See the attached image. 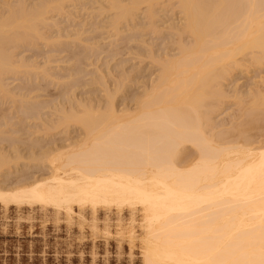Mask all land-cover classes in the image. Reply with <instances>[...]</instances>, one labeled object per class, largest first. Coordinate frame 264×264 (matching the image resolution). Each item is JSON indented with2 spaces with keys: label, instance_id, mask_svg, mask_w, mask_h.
I'll return each instance as SVG.
<instances>
[{
  "label": "bare ground",
  "instance_id": "obj_1",
  "mask_svg": "<svg viewBox=\"0 0 264 264\" xmlns=\"http://www.w3.org/2000/svg\"><path fill=\"white\" fill-rule=\"evenodd\" d=\"M62 1H47L49 4L32 8L25 1L20 6L8 2L6 11H0L3 101L18 97L4 84L6 75L16 73L15 77L24 71L55 77L47 66L15 60L14 51L22 44H34L32 39L45 38L40 25L51 19L48 15L52 10L64 9ZM106 1L109 9L116 10L113 26L119 34L117 24L133 18L144 3L148 4L152 19L153 5L158 0ZM178 2L185 16L183 31L193 41L181 43L177 54L156 60L159 74L134 97L135 108H129L128 104L125 107L124 103L125 108L118 111L114 104V93L121 87L120 91L125 89L120 83L126 76L118 79L119 86L115 82L114 87H118L114 93L109 88L105 92L108 102L104 108L101 104L95 107L91 101L79 103L80 109L74 108L76 105L70 109L63 107L58 122L45 121L36 130L50 136L74 125L83 134L77 142L59 145L51 141L44 145L40 138L34 142L28 139L32 145L24 142L29 154L25 157L24 149L17 145L24 139L21 135L29 134L30 130L17 122L20 127L4 131L16 133V139L20 140L12 142L16 146L10 144L16 147L15 156L1 144L0 171L12 161L25 158L36 162L34 166L26 165L27 169L38 167L35 174L43 169L47 172L29 175L24 170L11 184H0V203L6 208L39 206L53 209L56 214L62 210L71 213L75 207L80 212L89 208L93 213L99 207L128 206L135 210L139 207L148 227L141 246L144 264H264V147L250 141L252 129L241 130L236 126V133L226 131L230 134L224 132L219 137L210 136L205 129L208 121L211 124L210 114L218 105L216 101L224 94L220 80L241 61L264 62V0ZM41 84L37 82L35 88L28 89L29 93L45 90ZM23 97L24 101L28 98L26 94ZM37 103L40 105L36 102V106ZM15 110L17 114L22 111ZM244 113L247 124L264 122V87L253 93ZM3 114L4 110H0V117Z\"/></svg>",
  "mask_w": 264,
  "mask_h": 264
},
{
  "label": "rangeland",
  "instance_id": "obj_2",
  "mask_svg": "<svg viewBox=\"0 0 264 264\" xmlns=\"http://www.w3.org/2000/svg\"><path fill=\"white\" fill-rule=\"evenodd\" d=\"M24 1L28 7L30 6L29 8H32V6H41L53 0H0V11H6L7 5L9 7L8 2L10 5L20 6L19 4ZM63 1L64 9L52 10L48 15L51 19L45 25H40V32L45 38L32 39L34 44H22L24 46L21 45L14 51L15 60L20 62L25 60L28 63L31 61L34 62L33 64H37L36 66H47V70L52 71L50 73H53L55 77L50 76L53 79L49 76L44 77V74L42 73V76L39 72H37L39 74L36 73V76L35 72H31L32 79L30 74H24L23 71L20 74L18 72L15 77L16 73L6 75L4 79L7 88L18 95L15 98L17 101L13 103L14 98L13 100L7 97L8 99L3 101L2 93L0 94V100H2L0 103L3 102V105L0 104V110H4V113L7 114L6 118L5 114H3V118L0 117V124H2L0 130H3L2 133L0 131V148L4 143L3 147L13 156L17 155V151L16 147L13 148L16 145L12 142L20 140L18 137L21 136L25 141L21 138L22 142L19 143H29L28 146L31 141L37 140V138H40L39 142H43L44 145L51 141L59 145L77 142L81 138L79 135L82 134V131L74 125L68 129L63 128L62 131L56 130L49 134L50 136H44V132L41 134L36 130L45 121L47 124L58 122L62 116L63 107L70 109L76 105L74 108H77L80 106L79 103H90L91 101L90 104L94 103L95 107L98 108L101 104V107L104 108L108 102L105 92L108 88L113 92L123 77L127 76L125 80L123 79L126 86L121 80L120 87L122 84L125 89L120 91L121 87L118 89L119 93L113 92L116 95L115 98L113 97V100H116L114 101L115 107L119 109L118 111L127 104L129 108L130 106L131 109L135 108L134 97L144 91L145 85H150L152 79H155L159 74L160 65L157 62L159 57L175 55L178 53L181 43L189 44L193 41L192 36L183 31L185 16L180 9L178 0L156 1L157 3L155 2L153 5L155 16L152 19L148 15V4L140 5L133 18L121 20V23L117 24L120 25L117 30L119 34L115 33L116 30L113 26L116 10L109 9L110 6L106 0ZM129 1L124 0V3H129ZM103 5L105 6L103 7ZM57 38L58 40L62 39L58 41ZM43 39L50 42L47 43ZM47 61H50L49 64ZM240 63L242 64H239L237 68L220 80V85L222 84L220 88L224 94L219 98V101L218 97H215L217 101H212H216L218 105L213 108L214 110L210 114L211 124L208 121L205 129L210 136L212 134L213 136L223 135L226 131L236 133L238 129H252L249 132V135L252 136L250 141L255 146L264 147V122L247 124L248 117L244 113V108L253 97V93L255 94V91L264 87V62L250 61V64L241 61ZM72 69H74L73 75L71 74ZM55 72L61 75L58 76ZM68 74H71L72 77H69ZM103 76L105 77L103 78ZM60 78L61 80H58ZM37 82L42 83L41 87L44 86L45 90L36 88L39 91L34 90L35 92L29 93L28 89L35 88ZM115 82H117V87H114L116 86ZM46 91H49V94ZM25 94L28 97H25L26 102L23 97ZM18 100L20 101L18 102ZM36 102H39L40 105L37 103L36 106ZM15 108H18V111L20 108L22 111L17 114ZM31 108H34V111ZM14 110L16 114L13 113ZM59 111L61 114L58 113ZM30 112L35 114L32 115L33 118L29 115ZM17 115L21 118L18 119ZM17 122L21 123L20 126L24 123L30 130L29 134L26 133L27 135L19 136L18 134V139L15 137L16 133L12 135L4 132L8 129L13 130L15 126L16 128L20 127ZM236 126L238 129L234 128ZM233 128L236 131L232 130ZM22 133L24 132H20V134ZM226 134L229 135L227 132ZM1 139L5 141L2 142ZM26 139L31 141L26 142ZM19 143L18 148H23L22 153L27 157L29 155L26 149L27 145L22 146ZM220 143L222 144V142ZM190 150L189 152L193 151ZM35 163L25 158L18 162L12 161L1 169L0 184H11L21 176L24 170L29 175L47 172L46 169H43L35 174L38 167L27 169L29 166H34ZM133 209L128 206L122 208L99 207L93 213L89 208L80 212L78 207H75L71 213L62 210L56 214L53 209L45 210L39 206L26 205L19 209L15 205L6 208L0 203V264H144L141 246L146 240L148 227L142 218V211L139 207L136 210Z\"/></svg>",
  "mask_w": 264,
  "mask_h": 264
}]
</instances>
